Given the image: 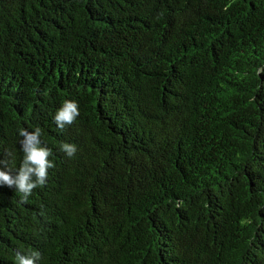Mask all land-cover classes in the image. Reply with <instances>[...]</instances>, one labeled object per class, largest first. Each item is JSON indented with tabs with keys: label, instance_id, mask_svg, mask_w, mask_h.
<instances>
[{
	"label": "trees",
	"instance_id": "trees-1",
	"mask_svg": "<svg viewBox=\"0 0 264 264\" xmlns=\"http://www.w3.org/2000/svg\"><path fill=\"white\" fill-rule=\"evenodd\" d=\"M37 127L55 167L0 184V264H264V0H0L13 175Z\"/></svg>",
	"mask_w": 264,
	"mask_h": 264
},
{
	"label": "clouds",
	"instance_id": "clouds-1",
	"mask_svg": "<svg viewBox=\"0 0 264 264\" xmlns=\"http://www.w3.org/2000/svg\"><path fill=\"white\" fill-rule=\"evenodd\" d=\"M78 116V104L74 101L66 100L57 110L53 119L57 127L63 131L65 126L73 124ZM19 135L24 137L23 140H20L21 150L24 153L23 161L15 175L8 168L7 161H0L5 166V170H0V184L8 187L14 186L22 194L21 201L26 203L34 189L46 184L48 169L55 167V165L48 159L52 154L51 150L40 146L39 137L41 130L38 127L34 132H28L26 129L21 128ZM61 147L62 151L70 158L77 151L74 144L64 143ZM40 258L41 254L35 251L30 255L16 254L18 264H36V261L40 260Z\"/></svg>",
	"mask_w": 264,
	"mask_h": 264
}]
</instances>
